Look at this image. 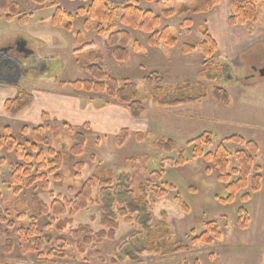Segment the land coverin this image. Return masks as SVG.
<instances>
[{
    "label": "rangeland",
    "instance_id": "obj_1",
    "mask_svg": "<svg viewBox=\"0 0 264 264\" xmlns=\"http://www.w3.org/2000/svg\"><path fill=\"white\" fill-rule=\"evenodd\" d=\"M12 1L17 3L21 14L29 17L21 24L16 17L6 21L0 14V49L9 50V46L22 41L21 50L17 49L18 55L13 56L15 60L11 62L15 65V73L0 75V137L5 136L2 130L5 126L19 142L29 138V135L22 133L24 125L32 127L42 123L56 127V136L53 134L55 129L49 128L46 136L52 148L62 151L63 163L57 172L59 179L50 177L48 191L69 195L68 188L77 190L100 163L106 169L111 168L116 175L126 174L129 185L123 187L130 192H120L115 185L117 181H114L110 195H105L101 200L98 188L94 189L92 198L98 197L101 202L71 216L70 225L64 228L61 235L66 242L62 248L52 242L56 235L55 221L44 228L48 220L40 217L38 226L41 235L48 237L50 242H45L41 254L24 253L19 247L16 232L20 224L17 215L22 212L27 217L34 214L31 201L33 189L24 187L21 193H12L8 164L16 161V157L13 152L0 151V157L7 159V164L0 170V211L15 224L11 229L13 242L9 251L4 250L5 236L0 235V264H264V79H245L251 67L258 65L260 57L264 55V0L257 4L258 18L255 23L233 26L227 22L225 12L223 19L214 20L210 11H182L183 6L189 5L191 0H141L139 6L151 9L155 14H160L165 8L174 11L168 17L161 16V26H168L177 40L171 47L164 43L149 46L146 34L129 29L132 39L141 44V50L134 52L129 49L130 56L125 62L113 59L107 35H98L93 23L90 22V27L84 29V16H75L71 22L72 30L68 31L51 24L53 8L47 6L49 1L44 5L30 0ZM50 1H56L61 9L73 13L88 2ZM107 1L116 5V26L122 28L118 22L119 8L129 0ZM228 3L229 0H219L220 6ZM230 28L234 29L233 39L226 33L230 32ZM204 30L215 41L216 33L223 42L220 45L216 41L218 48H221L206 60V64L214 68L210 71L212 77L208 79L199 75L204 63L199 47L189 54L182 52L185 42L199 43ZM78 32H82L86 43L82 49L75 40ZM234 37L240 40L236 42ZM227 50L231 51V55L226 57L222 52ZM1 55L5 56L6 52ZM254 55H258L257 59ZM90 63L99 64L107 74L120 82L130 80L138 87L137 99L142 102L144 110L134 117L133 128H128L130 133L121 145L116 143L115 135L103 127L88 122V128H84L86 121H74V116L68 119L65 112L59 109L62 101L71 96L81 102L96 101V106H105L102 104L104 94L78 90L67 83L90 78L86 69ZM152 72L163 76V88L155 91L153 85L145 82L144 77ZM185 81L200 83L188 85L183 91H173L177 84ZM217 85L228 90V105L212 97L211 90ZM22 89L32 94L31 105L16 113H7L4 101L15 97ZM39 94H45V97ZM188 96L198 99L180 105L163 103ZM42 112H46L49 118L43 120ZM76 117L75 120H79ZM65 124H69L73 131L85 132L86 144L79 158L69 152L74 139ZM138 132L146 136L140 139L136 135ZM203 133L211 140L210 145L203 147L204 152L214 151L217 144L223 142L232 154L242 148L225 141L234 134L256 142L258 153L255 163L260 166L262 174L259 191L252 192L248 186L235 192L231 200L223 201L230 194L228 181L219 179V171L211 162L192 155L193 144L190 141ZM162 139L172 140L176 147L171 151L160 150L155 142ZM232 158H229V173L236 166ZM79 160L84 166L81 175L76 177L73 165ZM147 179L157 187L166 188V194L156 197L152 191L142 193L138 185ZM233 179L235 177L231 176L228 180ZM36 191L42 201L49 203L48 191L41 190L39 184ZM130 198L133 201L143 200L146 203L144 209L149 215L142 214L145 213L144 209L130 211L126 203ZM135 206L132 208L136 209L138 205ZM121 208L127 212L117 215L118 226L111 238L103 237L100 241L92 240L83 245L81 239L68 234L70 229L87 224L96 235L103 228L99 222L100 214L108 210L117 214ZM127 217H130L129 221ZM245 219L246 226H240L239 222ZM208 222H213L211 228H217L220 238L209 244H192V239L207 229L205 225ZM28 223L26 220L25 224ZM178 244L187 245V250H175L174 245ZM52 250L56 254H50Z\"/></svg>",
    "mask_w": 264,
    "mask_h": 264
},
{
    "label": "trees",
    "instance_id": "obj_2",
    "mask_svg": "<svg viewBox=\"0 0 264 264\" xmlns=\"http://www.w3.org/2000/svg\"><path fill=\"white\" fill-rule=\"evenodd\" d=\"M30 1L38 5H44L49 1L47 6L53 8L51 24L55 27H63L68 31L72 30L71 22L75 16H84L83 26L85 30L90 27L89 25L91 22L94 24V29L98 35H107V44L111 47V56L116 61H127L130 56L129 49L134 52H139L141 50V44L137 40L132 39L129 29L138 30L146 34V43L149 46H158L160 43H164L171 47L177 40L168 26H161V16L168 17L173 15L174 11L170 8H165L161 10L160 14H155L151 9L140 7L139 4L141 0H129L119 8L120 14L118 22L122 28H117L116 26V5L107 0H83L85 2L88 1L87 4L79 7L74 13L61 9L56 1ZM144 1L157 2L158 0ZM260 1L262 0H229L228 23L232 26L236 24L244 25L246 23H255L258 18L257 4ZM218 3L219 0H191L190 4L183 6L181 10H191L194 13H205L212 10ZM0 14H3L1 17L6 21H11L16 17L21 24H24L29 17L27 14H21L17 9V3L12 0H0ZM184 23L187 22L185 21ZM202 35L203 38L199 43L192 41L185 42L182 52L189 54L193 52L196 47H199L204 61L203 68L199 75L201 78L206 77L208 79V77H212L210 76V71L213 67L211 64H206V60L213 56L218 46L215 39L207 30H204ZM83 39L84 36L82 32H78L75 40L77 44H80L81 49L86 47V43H84ZM86 69L90 74V78L74 80L67 83L78 90L95 94H104L103 105L112 103L122 105L126 107L132 117H137L143 112L144 107L142 102L137 99L138 87L135 82L130 80L120 82L115 77L107 74L99 64L90 63ZM144 79L147 84L153 85L155 91L164 87L162 85L164 78L157 72H152L144 77ZM199 83L200 82L193 84L192 82L185 81L177 84L173 88V91H183L186 86L199 85ZM151 92L153 93V90ZM211 95L216 101L223 105H228L230 102L229 92L225 87L219 85L214 86L211 90ZM197 99L196 97L188 96L164 101L163 103L167 105H180L195 102ZM32 100V94L28 90L22 89L19 90L15 97L6 99L3 105L7 113L13 114L30 106ZM41 117L43 120H46L49 118V115L46 112H42ZM65 125H67V131L73 135L74 139V143L70 146L69 152L76 158H79L83 155L86 144L85 132L73 131L69 124ZM88 126V122L83 123L84 128H88ZM48 128L51 130L55 129V133L53 134L56 136V127H48L41 123L32 127L28 125L22 127V133H25L24 135H29V138L25 139L23 142H19L16 137L11 135L8 126L2 128L5 136L0 137V151L4 150L7 153L13 152L16 157V161L8 164L10 169L9 187H12V193L19 194L24 187L33 189L31 201L34 207V214L29 217L26 216L27 214L25 212L17 215L20 224L16 228V232L19 238V247L24 253L38 252L41 254L45 242H50L48 237L44 238L41 235V230L38 226V219L40 217H45L48 220L47 224H44V228L50 227V224H52L51 222L55 221L56 235L52 242L57 247L62 248L66 245V242L61 235L63 234L64 228L70 225L71 216L89 205L101 202L98 197L95 199L92 198L94 189L98 188V194L101 200L105 198V195H110V188L114 181H117L115 185L120 188V192H130L129 189L123 187L129 185L126 174L116 175L111 168L106 169L100 163L91 176L88 177L77 190L71 187L68 188L69 195L55 193L52 190L48 191L50 187V177H53L54 180L59 179L60 175L57 172L63 163L62 151H56L50 146V140L48 136H46V130ZM129 133L128 128H122L118 135L115 136L116 143L121 145L126 140ZM136 135H139L138 137L140 139L146 136L141 132L136 133ZM225 141L232 142L236 146L239 145L242 148L236 149L231 154L225 143L219 142L214 151L204 152L203 147L210 145L211 140L206 136V133H203L190 141V143L193 144L192 155L196 158L203 157L206 161L211 162L219 171V179L228 181L227 189L230 194L227 198L223 199V201L231 200L235 192L248 186H250L252 192L259 191L261 188L262 174H260V166L255 163L258 153V145L256 142L247 140L238 134L225 138ZM155 145L160 150L165 151H171L173 147H176L175 143L170 139L158 140L155 142ZM230 157H233L232 159L235 160L236 166L233 167L229 173L227 168L230 165ZM6 164V157L1 156L0 170L1 167ZM83 166L84 164L80 160L74 163V175L76 177L81 175ZM231 176L235 177V179L229 181L228 179ZM38 184L41 190L48 191L50 198L49 203L42 201L37 194L36 188ZM138 187L142 193L146 194L147 191H152L156 197H163L166 194V188L155 186V183L149 179L140 182ZM244 197H246V194ZM126 203L127 206L130 207V211H142L144 205H146L143 200L133 201L131 198ZM135 205L138 206L136 209H133L132 207ZM144 211L145 213L142 214L149 215L146 209H144ZM125 212H127L126 209L121 208L117 214L113 210L101 213L99 222L103 228L96 233V235L93 234L90 226L87 224H81L74 230L70 229L68 234L73 238L81 239L83 245L92 242V240L100 241L103 237L111 238L118 226L117 215H125ZM63 215H66V217L62 218ZM94 217L96 218V216ZM147 218H149V216H147ZM129 219L130 217L126 218L127 221H129ZM26 220L29 221L28 225L25 224ZM246 220L247 219L243 220V222H239L240 226L245 227L247 224ZM212 224L213 222L206 223L205 226L207 229L199 236L193 238L192 244L200 242L209 244L213 240L220 238L217 228H211ZM14 225V222L0 211V235L5 236V251H9L8 248L12 245L13 239L11 229ZM165 232L168 231L165 230ZM125 243L122 246H124ZM174 246H176L175 250L178 251L187 250V245L185 244ZM79 248L82 249L83 246L80 245ZM55 250L58 251L57 248ZM49 253L56 254L53 250ZM138 257L137 259H139Z\"/></svg>",
    "mask_w": 264,
    "mask_h": 264
},
{
    "label": "crops",
    "instance_id": "obj_3",
    "mask_svg": "<svg viewBox=\"0 0 264 264\" xmlns=\"http://www.w3.org/2000/svg\"><path fill=\"white\" fill-rule=\"evenodd\" d=\"M223 12L227 13L228 15V5H225V6L218 5L210 13L213 14L214 20L215 19L217 20L218 18L223 19V15H224ZM211 26H212V29L214 30L213 23ZM230 29H231L229 30L230 32H226V33L230 35L231 38L233 39L234 32L232 30L234 29L232 28ZM215 38H216V41H218L220 45H223L222 44L223 42L220 41L221 39L220 40L218 39L220 37H218L216 33H215ZM234 39H236V42L240 40V38H235V37ZM222 53L226 57L228 56V54L231 55L230 50H227L226 52H222ZM40 93H43V92H40ZM39 95L45 97L44 96L45 94H39ZM62 102L63 103L59 107V109L65 112L66 116H68V119L74 116L73 118L74 121L90 122L92 125H96L99 128L103 127L108 133L111 132V134H114L115 136L118 135V133L120 132L122 128H129V129L133 128V125L131 124L134 120V117L130 115V113L124 106L117 105V104L116 105H105V106H100L97 104L96 106V103H97L96 101H90V102L82 101L81 102V101H78V98L76 99L74 96L68 97ZM66 105H68L70 108L67 107ZM40 110L42 111L43 109H40ZM76 116L79 117L78 118L79 120H75L77 118ZM101 118L103 119L105 118V121H103V119Z\"/></svg>",
    "mask_w": 264,
    "mask_h": 264
},
{
    "label": "flooded vegetation",
    "instance_id": "obj_4",
    "mask_svg": "<svg viewBox=\"0 0 264 264\" xmlns=\"http://www.w3.org/2000/svg\"><path fill=\"white\" fill-rule=\"evenodd\" d=\"M22 44V41H17V43L13 46H9V50H6V48L0 49V75H7L10 76L11 74L15 73V65H12L11 62L12 60L14 61L15 58L13 56H17V49L21 50L22 47L20 45ZM3 52H6L7 57H5ZM27 52V51H25ZM258 55H254L253 57L257 59ZM261 61H259L258 65L252 66L251 67V72H249L246 76L245 79L253 78V77H258L260 79H264V55L260 57Z\"/></svg>",
    "mask_w": 264,
    "mask_h": 264
}]
</instances>
